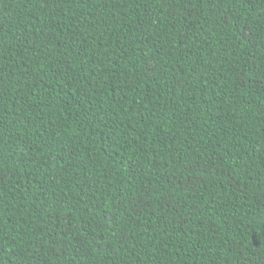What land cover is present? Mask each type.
<instances>
[{"label":"trees","instance_id":"16d2710c","mask_svg":"<svg viewBox=\"0 0 264 264\" xmlns=\"http://www.w3.org/2000/svg\"><path fill=\"white\" fill-rule=\"evenodd\" d=\"M0 264H264V0H0Z\"/></svg>","mask_w":264,"mask_h":264}]
</instances>
